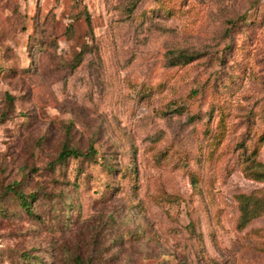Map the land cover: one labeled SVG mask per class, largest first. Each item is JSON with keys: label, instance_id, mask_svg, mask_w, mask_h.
I'll list each match as a JSON object with an SVG mask.
<instances>
[{"label": "rangeland", "instance_id": "rangeland-1", "mask_svg": "<svg viewBox=\"0 0 264 264\" xmlns=\"http://www.w3.org/2000/svg\"><path fill=\"white\" fill-rule=\"evenodd\" d=\"M263 132L264 0H0V264H264Z\"/></svg>", "mask_w": 264, "mask_h": 264}, {"label": "trees", "instance_id": "trees-1", "mask_svg": "<svg viewBox=\"0 0 264 264\" xmlns=\"http://www.w3.org/2000/svg\"><path fill=\"white\" fill-rule=\"evenodd\" d=\"M262 138L264 139V132H263V136ZM69 156H72V157H78L79 156V152L75 149H68V148H63L59 155H58V158L57 159H65L66 157H69ZM11 189H15L17 191H15L16 193L19 194V197H20V200L21 202L23 203V205H26V208L28 209V202H27V197H32V195H29V196H25L24 194L21 193V191H19L17 188H14V186L12 185Z\"/></svg>", "mask_w": 264, "mask_h": 264}]
</instances>
